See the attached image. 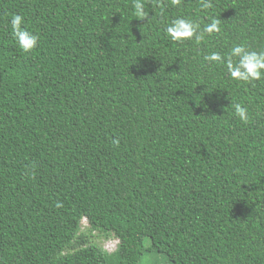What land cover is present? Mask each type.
<instances>
[{
    "label": "trees",
    "instance_id": "trees-1",
    "mask_svg": "<svg viewBox=\"0 0 264 264\" xmlns=\"http://www.w3.org/2000/svg\"><path fill=\"white\" fill-rule=\"evenodd\" d=\"M133 2L0 0V264H264V80L203 60L264 51V0ZM178 17L221 32L173 44Z\"/></svg>",
    "mask_w": 264,
    "mask_h": 264
},
{
    "label": "clouds",
    "instance_id": "clouds-1",
    "mask_svg": "<svg viewBox=\"0 0 264 264\" xmlns=\"http://www.w3.org/2000/svg\"><path fill=\"white\" fill-rule=\"evenodd\" d=\"M172 5L179 3V0H170ZM205 8L210 4L205 2ZM133 14L138 20H145L149 17L147 6L143 0H134L132 4ZM152 19V18H151ZM149 19V22L151 21ZM27 21L22 14H12L10 19L11 35L17 47L24 53H31L38 46L39 37L26 27ZM220 19H212L211 22L201 28L198 22L184 17H178L171 20L165 26V32L173 44H183L186 41L193 40L199 44L207 36L219 34L221 32ZM208 65H222L226 68L228 76L237 82L254 83L264 80V51L249 50L243 44H236L224 54L220 52H211L203 57ZM235 117L241 122L248 123V109L240 103H231ZM57 207L62 204L57 202ZM87 220V218L83 219ZM82 221V229L83 227ZM88 222V220H87ZM89 227V223L87 225ZM87 228V227H85ZM118 241L119 245V240ZM117 245V246H118ZM117 249V248H116Z\"/></svg>",
    "mask_w": 264,
    "mask_h": 264
},
{
    "label": "rangeland",
    "instance_id": "rangeland-1",
    "mask_svg": "<svg viewBox=\"0 0 264 264\" xmlns=\"http://www.w3.org/2000/svg\"><path fill=\"white\" fill-rule=\"evenodd\" d=\"M88 222L87 220L83 221V227H88ZM97 242L100 243V245H102V247L108 251L109 253H112L116 250L117 245H118V241L114 238H100V239H95ZM153 259V256H149L147 258V262H151V260ZM155 260L161 261V259L156 258Z\"/></svg>",
    "mask_w": 264,
    "mask_h": 264
}]
</instances>
